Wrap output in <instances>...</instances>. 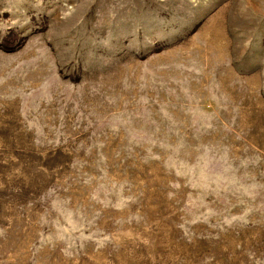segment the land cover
<instances>
[{"label":"rangeland","instance_id":"obj_1","mask_svg":"<svg viewBox=\"0 0 264 264\" xmlns=\"http://www.w3.org/2000/svg\"><path fill=\"white\" fill-rule=\"evenodd\" d=\"M0 264H264V0H0Z\"/></svg>","mask_w":264,"mask_h":264}]
</instances>
